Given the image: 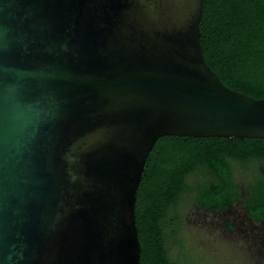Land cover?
Instances as JSON below:
<instances>
[{"label":"water","instance_id":"1","mask_svg":"<svg viewBox=\"0 0 264 264\" xmlns=\"http://www.w3.org/2000/svg\"><path fill=\"white\" fill-rule=\"evenodd\" d=\"M206 0H0V264H141L166 135L264 138L201 44Z\"/></svg>","mask_w":264,"mask_h":264},{"label":"trees","instance_id":"2","mask_svg":"<svg viewBox=\"0 0 264 264\" xmlns=\"http://www.w3.org/2000/svg\"><path fill=\"white\" fill-rule=\"evenodd\" d=\"M200 26L204 56L220 79L232 89L264 98V0H206ZM235 161L260 165L244 190ZM201 167L212 178L191 184L188 176ZM184 194H193L197 207L208 210L227 211L242 200L246 212L264 221V138L166 135L157 140L137 191L141 264H173L166 247V228L172 222L167 215Z\"/></svg>","mask_w":264,"mask_h":264},{"label":"rangeland","instance_id":"3","mask_svg":"<svg viewBox=\"0 0 264 264\" xmlns=\"http://www.w3.org/2000/svg\"><path fill=\"white\" fill-rule=\"evenodd\" d=\"M234 167L243 190L260 173L257 161H235ZM209 178L212 175L204 167L188 176L193 185ZM242 204L240 200L230 211L217 214L198 208L193 194L182 195L175 207L171 204L167 220L172 222L166 228V247L173 264H264V245L261 246L259 237L246 235L241 227L231 232L223 225L229 220L240 223L245 215ZM176 215L178 219L174 221Z\"/></svg>","mask_w":264,"mask_h":264},{"label":"flooded vegetation","instance_id":"4","mask_svg":"<svg viewBox=\"0 0 264 264\" xmlns=\"http://www.w3.org/2000/svg\"><path fill=\"white\" fill-rule=\"evenodd\" d=\"M203 210H208V209H203ZM210 211H213L215 214H217V213L230 211V209L227 211L212 209ZM244 213L245 215L240 220L241 224L240 223L235 224L234 220H229L223 223V225L231 232L241 227V230L245 231L246 235L255 234L257 237H259L260 239L259 242L261 243V246L264 245V221L259 222L256 219H254V217H252L248 212L244 211Z\"/></svg>","mask_w":264,"mask_h":264}]
</instances>
